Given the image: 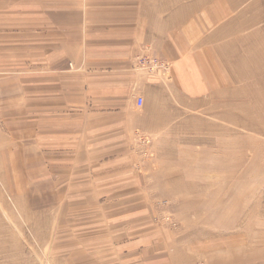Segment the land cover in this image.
Segmentation results:
<instances>
[{"label": "rangeland", "instance_id": "obj_1", "mask_svg": "<svg viewBox=\"0 0 264 264\" xmlns=\"http://www.w3.org/2000/svg\"><path fill=\"white\" fill-rule=\"evenodd\" d=\"M112 2L0 0V41H32L34 4L78 12ZM249 36L257 44L261 33ZM240 51L225 66L232 80L205 81L214 96L188 106L170 91L177 110L163 127L121 149L138 177L116 179L124 191L88 192L78 173L66 177L74 191L59 192L48 162L15 153L27 160L0 167V264H264V46ZM6 67L32 69L27 58ZM137 224L148 243L123 247Z\"/></svg>", "mask_w": 264, "mask_h": 264}, {"label": "crops", "instance_id": "obj_2", "mask_svg": "<svg viewBox=\"0 0 264 264\" xmlns=\"http://www.w3.org/2000/svg\"><path fill=\"white\" fill-rule=\"evenodd\" d=\"M111 1L78 12L34 4L32 41H0L1 170L11 160H27L15 153L32 151L54 170L59 192L74 191L66 177L78 173L76 184L90 185L88 192L124 191L116 179L134 169L121 149L137 142L138 130L153 136L163 127L177 110L170 91L188 106L198 104L217 91L205 81L232 80L225 66L234 54L264 46V0ZM250 33H261L252 40L257 44H248ZM144 55L165 61L168 70L138 69L136 58ZM25 58L29 72L6 67ZM130 176L138 178L135 171ZM136 226L123 247L148 243L145 229Z\"/></svg>", "mask_w": 264, "mask_h": 264}, {"label": "built area", "instance_id": "obj_3", "mask_svg": "<svg viewBox=\"0 0 264 264\" xmlns=\"http://www.w3.org/2000/svg\"><path fill=\"white\" fill-rule=\"evenodd\" d=\"M137 67L147 74H164L168 70L169 65L160 58L149 55L139 56L137 58ZM142 101V97L138 96L136 98L137 105H141Z\"/></svg>", "mask_w": 264, "mask_h": 264}]
</instances>
